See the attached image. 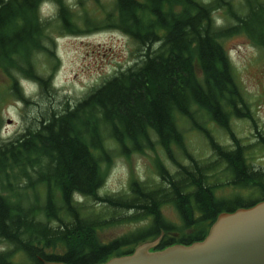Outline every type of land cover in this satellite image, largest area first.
<instances>
[{
    "label": "trees",
    "instance_id": "1",
    "mask_svg": "<svg viewBox=\"0 0 264 264\" xmlns=\"http://www.w3.org/2000/svg\"><path fill=\"white\" fill-rule=\"evenodd\" d=\"M43 1L54 3L55 21L74 31L68 21L72 13L62 0H0V70L11 79L9 92L23 103L28 100L19 93L14 75L44 93L53 92L49 78L40 77L32 66L35 54L53 52L48 22L38 16ZM111 1L113 14L99 24L130 37L140 51L139 60L73 104L41 114L14 138L0 140V240L10 246L0 252V264H102L149 241L157 240L151 251L189 245L204 238L219 213L264 199V170L246 160V147L229 131V117L245 116L246 106L221 45L223 38L243 31L253 32L254 42L261 41L264 18L254 16L250 7L253 16H234L235 25L217 28L210 12L224 0L206 5L177 0L179 10L174 9L175 0ZM251 17L254 28L247 23ZM199 114L224 130L232 147L219 145L203 120L197 121ZM177 116L205 139L212 159L199 162L183 152L186 165L172 159L175 172L158 168L161 181L156 189L130 181L128 194L100 197V166L110 157L106 139L121 154L126 144L133 151L150 148L152 135L160 146L177 145ZM256 134L264 148V136ZM216 165L222 166V175L216 177L227 179L214 185L210 179L216 178ZM220 186L249 192L246 198L239 192L218 198L213 192ZM87 200L103 210L85 212ZM164 205L173 208L180 226L163 218ZM117 211L129 215L114 217ZM143 219L148 223L127 235L107 242L100 237L107 227ZM14 252L22 263L11 260Z\"/></svg>",
    "mask_w": 264,
    "mask_h": 264
},
{
    "label": "rangeland",
    "instance_id": "2",
    "mask_svg": "<svg viewBox=\"0 0 264 264\" xmlns=\"http://www.w3.org/2000/svg\"><path fill=\"white\" fill-rule=\"evenodd\" d=\"M200 4H214V0H196ZM210 12L215 27L226 28L235 25L234 16H253L248 12L253 8L254 16L264 18V0H224ZM63 5L72 16L68 21L74 31L63 29L55 21L56 5L42 2L38 6V16L47 20L46 34L52 40V55L47 52L35 54L32 66L42 78H49L53 92L44 93L30 80L14 75L19 93L28 100L26 103L16 99L8 88L11 79L0 70V140L7 141L20 134L33 119L45 115L49 110L59 111L64 103L73 104L80 100L92 87L114 73L132 66L139 60L140 51L134 41L117 29L99 22L106 14H113L111 0H62ZM174 9L179 10L177 0ZM252 18V17H251ZM258 18V17H256ZM248 25L255 27L253 18H248ZM234 32L221 40L225 51L233 83L238 89L246 115L240 118L229 117V131L245 146L244 157L254 167L264 170V148L258 144L256 131L264 136V35L259 42H254L253 32ZM47 45V43H46ZM213 139L221 146L232 147L230 136L215 123L199 114ZM175 123L181 132L179 144L160 146L154 135L153 145L140 151H133L126 144L125 153L117 150V145L106 139L105 145L110 151L108 162L100 166L102 183L98 190L100 197L128 194L129 182L143 183L150 189L160 184L158 168L175 172L172 159L183 165L187 164L183 152L190 154L199 162L212 159L213 153L205 139L182 117L177 116ZM222 166L216 165L213 175L220 177ZM227 178H211V184H220ZM244 193L230 186H220L213 193L215 197L224 198ZM42 192L40 191L39 194ZM29 194H31L29 192ZM243 194V195H242ZM257 196V195H254ZM253 196V197H254ZM102 206L90 200L85 202V212H100ZM161 213L165 220L174 226L180 221L173 208L162 206ZM128 216L117 211L113 214ZM148 220L120 223L103 229L102 241L122 237L143 228ZM188 231V230H187ZM186 231V232H187ZM149 241L146 243H156ZM10 249L0 240V252ZM12 261L22 263L21 257L14 252Z\"/></svg>",
    "mask_w": 264,
    "mask_h": 264
},
{
    "label": "water",
    "instance_id": "3",
    "mask_svg": "<svg viewBox=\"0 0 264 264\" xmlns=\"http://www.w3.org/2000/svg\"><path fill=\"white\" fill-rule=\"evenodd\" d=\"M154 245L140 244L130 254L102 264H264V199L219 213L200 241L150 251Z\"/></svg>",
    "mask_w": 264,
    "mask_h": 264
}]
</instances>
